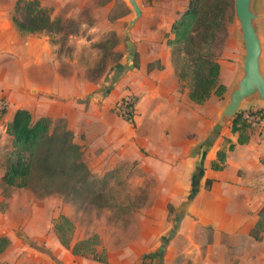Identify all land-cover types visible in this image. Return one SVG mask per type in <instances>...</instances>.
Returning a JSON list of instances; mask_svg holds the SVG:
<instances>
[{
	"label": "rangeland",
	"instance_id": "rangeland-1",
	"mask_svg": "<svg viewBox=\"0 0 264 264\" xmlns=\"http://www.w3.org/2000/svg\"><path fill=\"white\" fill-rule=\"evenodd\" d=\"M17 1L0 0V98L10 99L9 109L0 117V236L10 240L0 253V264H145L144 256L150 254L159 255L150 264H163L167 253V248L161 249L163 239L170 232L177 233L189 208L190 188L185 201L173 205L169 194L172 188L166 186L172 172L162 171L165 158L160 155L164 147L175 141L164 136L165 131L174 127L173 119L170 122L167 119L173 110L160 105L158 100L152 104L151 97L146 98L144 107L151 111L147 120L142 114L145 94L135 88L132 79L142 73L144 61L148 68L153 64L152 70H165L163 62H168L178 78L180 71L190 70L192 57L202 51L221 64L219 81L226 86L239 63L236 81L245 51L240 43L235 0H204L195 39L188 44L174 41L171 30L191 0H138L142 14L133 24L131 20L136 13L127 0H38L50 11L53 26L24 34L12 19L15 14L25 20V12L16 10ZM254 8L256 24L264 39V0H255ZM191 78L189 74L184 82L179 80L184 90L190 88ZM153 82L150 89L155 94L164 91L158 86L159 79ZM101 88L111 93L114 99L111 112L120 119L124 118L116 110L117 103L128 94L135 98L134 122L129 121L133 140L127 146L123 144V155H115L109 144L81 145L89 169L85 178L76 180L73 176L63 190L46 195H42L38 185L10 188L6 189L10 195L5 197L3 176L13 149V138L6 130V113L27 105L34 120L47 116L53 127L65 124L79 142L76 134L79 100L90 94L98 98ZM22 93L26 94L27 103L15 101ZM228 94L227 89L222 99L226 100ZM220 97L213 95L212 100L198 105L199 117H208L205 111L214 109ZM58 103L65 110L70 107L69 118L61 115ZM85 106L87 111L89 106ZM251 108L264 112L261 104L248 110ZM52 111L55 114L49 115ZM144 121L151 129L150 134L143 133L148 137L139 130ZM229 124L213 149L223 139L222 150L228 148L225 134ZM251 129L254 133L260 130ZM199 147L200 144L194 152L196 161ZM212 185L206 189L211 190ZM169 205L173 206L172 212ZM62 215L71 222L65 231L72 246L85 240L79 246L82 254H74L72 248L60 242L54 225ZM259 233L260 240L221 234L218 241L224 245L231 242L230 249L213 250V257L209 256V246L215 241L214 228L205 226L188 240L191 243L186 251L176 257L171 251L169 264H264V232ZM153 244L157 247L148 250ZM235 255L239 260L230 263L236 259Z\"/></svg>",
	"mask_w": 264,
	"mask_h": 264
},
{
	"label": "crops",
	"instance_id": "crops-1",
	"mask_svg": "<svg viewBox=\"0 0 264 264\" xmlns=\"http://www.w3.org/2000/svg\"><path fill=\"white\" fill-rule=\"evenodd\" d=\"M163 64L166 66L165 70L154 69L149 71L148 63L144 61L141 67L142 73L138 74L139 77L137 79L132 80H135V88L140 90L141 94L146 95H144L142 100V114L147 120L150 119L151 111L144 107L146 98L149 99L151 97L152 104L156 102L155 100H158L160 105L173 110L172 114L168 113L169 117L167 119L169 122L173 119L174 127L170 131H165L164 136L175 141L171 145L164 147L160 155L165 158V165L162 167V171L166 173L172 172L171 178L166 180V186L172 188L169 190V194L172 197L170 201L176 206L185 201L189 188L191 192V178L196 165L194 152L197 145L201 144L210 133L219 118L226 100L222 99L223 96L220 97L221 99L216 101L217 105L214 109L209 110L208 113L205 111V115H208V117L204 115L199 117L198 105L200 104L191 100L189 89L184 90L182 83L180 84L179 77L177 78V75L170 70L168 62H163ZM262 65L264 67V52ZM220 68L222 70V66ZM238 70L239 63L232 79L227 86L224 84L228 92L233 86ZM155 79L161 81L158 86L164 89L159 94H155L156 91L150 89V86L155 84L153 82ZM129 80L132 81L131 78ZM98 92V98L94 97L95 94H90L87 99L79 100L80 104L76 109L77 119H79L76 134L79 137V142L77 140L76 142L85 146L93 144L94 147L109 144L115 155H123V144L127 146L133 140L132 133L129 132L131 124L127 120L114 116L111 112L114 105L111 93H106L102 88ZM213 95L216 94H212L205 102L212 100ZM1 97L9 99L8 96ZM17 99L15 100L16 102L27 103L26 94L24 93ZM56 99L59 100L58 98ZM85 104L89 106L87 111ZM58 106L62 109L61 115L70 117V107L65 110L64 106L59 103ZM18 108L31 110L27 105H19L9 110L6 113L7 123L13 119ZM245 109H249V107ZM250 110L258 109L251 108ZM53 114H55L54 111L49 115ZM229 122V128H227L229 130L225 134L228 140V148L224 149L227 153L225 166L219 170L211 167L212 161L217 158V152L222 150L225 144V139H223L215 149H213L214 143L206 155L204 174L199 191L191 201H189L188 197L189 208L182 218L177 233L175 231L171 237L167 236L163 239L161 248L164 246V251L167 248V253L163 257V264L170 263L171 251L174 252L175 257L186 251V247L191 243L188 240L193 239V236L198 234L199 230L205 226L211 225L214 228L215 241L209 246V251H211L209 256L214 257L213 250L219 248L223 250L230 249L231 242L224 245L218 241L221 234L251 238L252 230L261 219L260 211L264 207V121L257 133H254L251 128L246 131L233 132L231 128L232 120ZM145 123L146 121H144V125L139 130H141L142 135L148 137L145 134H150L151 129L150 125H145ZM243 134L249 136V140L241 144L239 143V138ZM232 143L235 147L230 150L229 147ZM240 172L242 175H240ZM208 180L212 181L211 185L213 184L212 189L209 191L206 189ZM239 203L242 206H238L237 204ZM162 232L163 230L159 233ZM172 238L173 240H171ZM183 241L186 242L182 243ZM247 242L249 243V241ZM248 243L245 245L246 247H248ZM239 246L238 244L237 247ZM156 247L157 244H153V246L148 247V250H153ZM235 257L236 259L230 260V263L239 260L237 258L239 256L235 255ZM155 260L149 259L147 264L153 263Z\"/></svg>",
	"mask_w": 264,
	"mask_h": 264
},
{
	"label": "trees",
	"instance_id": "trees-1",
	"mask_svg": "<svg viewBox=\"0 0 264 264\" xmlns=\"http://www.w3.org/2000/svg\"><path fill=\"white\" fill-rule=\"evenodd\" d=\"M204 0H191L188 9L172 25V32L175 34L174 41L188 44L195 39V27L198 19L202 15V4ZM16 10L25 12V20L20 19L15 14L12 19L21 33L40 32L52 28L53 19L51 13L38 0H18ZM199 51V50H198ZM197 51V52H198ZM190 70L180 71L178 77L185 81L191 74V85L189 96L196 103H204L212 94L223 96L226 86L219 81L220 63L214 60L212 55L203 54L199 51L191 59ZM153 64L149 65L152 70ZM124 100V98H122ZM264 114L262 110H254ZM4 113V112H3ZM1 117V114H0ZM131 123L133 118L127 119ZM233 132L243 131L253 128L251 124L243 118L242 112L236 114L231 125ZM7 133L12 136L13 149L8 158V164L3 176L5 186L4 196L8 197L10 192L6 189L25 188L39 186L42 195L50 194L54 190H63L69 178L86 177L89 169L83 160L84 154L80 144L75 140V135L65 124L64 126L53 127V122L48 117H41L34 120L29 109L18 108L13 119L7 124ZM249 140V136L239 138V143L244 144ZM235 145H230L233 150ZM227 153L225 150L217 152L216 160L212 161V168L219 170L224 167ZM208 180L207 186H210ZM172 212L173 206L169 205ZM261 219L252 230L251 235L256 239H262L259 231H264V207L260 211ZM70 220L62 215L55 223V231L60 242L66 248H72L74 254H82L80 244L85 240L72 246V239L66 233L67 226L71 225ZM175 231L170 232L171 237ZM10 240L6 236H0V253L5 251ZM162 251L164 250L161 248ZM159 257V255H156ZM153 254L145 255L144 262L149 259H157Z\"/></svg>",
	"mask_w": 264,
	"mask_h": 264
},
{
	"label": "water",
	"instance_id": "water-1",
	"mask_svg": "<svg viewBox=\"0 0 264 264\" xmlns=\"http://www.w3.org/2000/svg\"><path fill=\"white\" fill-rule=\"evenodd\" d=\"M136 13L131 24L142 14L138 0H127ZM255 0H235L236 16L240 26V43L245 51L242 68L234 85L231 87L226 103L220 112L210 133L200 144L198 159L192 176V187L189 201L198 193L201 179L204 174L205 158L223 127L241 112V109L252 105L264 104V71L262 58L264 52L263 37L256 24L257 13L254 8ZM258 20V18H257ZM129 38V35H126Z\"/></svg>",
	"mask_w": 264,
	"mask_h": 264
},
{
	"label": "built area",
	"instance_id": "built-area-1",
	"mask_svg": "<svg viewBox=\"0 0 264 264\" xmlns=\"http://www.w3.org/2000/svg\"><path fill=\"white\" fill-rule=\"evenodd\" d=\"M116 105V110L121 116L127 120L134 117L135 114V98L128 94L123 97ZM10 101L5 97L0 98V114L9 109ZM243 118L246 119L251 126L255 128H261L264 121V114L254 112V110L242 111ZM128 121V120H127Z\"/></svg>",
	"mask_w": 264,
	"mask_h": 264
}]
</instances>
